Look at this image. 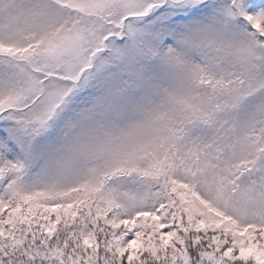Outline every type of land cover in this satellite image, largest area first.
Masks as SVG:
<instances>
[{"label": "snow or ice", "instance_id": "obj_1", "mask_svg": "<svg viewBox=\"0 0 264 264\" xmlns=\"http://www.w3.org/2000/svg\"><path fill=\"white\" fill-rule=\"evenodd\" d=\"M0 264H264V0H0Z\"/></svg>", "mask_w": 264, "mask_h": 264}]
</instances>
